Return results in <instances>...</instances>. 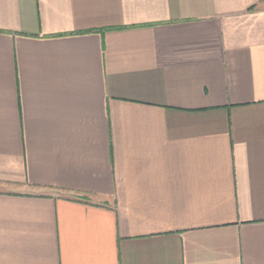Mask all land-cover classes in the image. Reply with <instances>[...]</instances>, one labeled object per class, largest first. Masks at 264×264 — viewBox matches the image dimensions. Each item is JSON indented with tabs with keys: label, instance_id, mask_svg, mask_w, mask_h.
<instances>
[{
	"label": "crops",
	"instance_id": "0c3cea01",
	"mask_svg": "<svg viewBox=\"0 0 264 264\" xmlns=\"http://www.w3.org/2000/svg\"><path fill=\"white\" fill-rule=\"evenodd\" d=\"M0 264H264V0H0Z\"/></svg>",
	"mask_w": 264,
	"mask_h": 264
}]
</instances>
